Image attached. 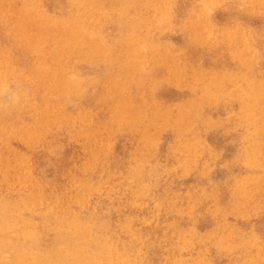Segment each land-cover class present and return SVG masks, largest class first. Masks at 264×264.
Wrapping results in <instances>:
<instances>
[{
	"label": "rangeland",
	"instance_id": "obj_1",
	"mask_svg": "<svg viewBox=\"0 0 264 264\" xmlns=\"http://www.w3.org/2000/svg\"><path fill=\"white\" fill-rule=\"evenodd\" d=\"M123 1L111 6L100 0L95 20L104 39L91 46L69 39L54 53L52 35L67 32L91 0H0V122L18 138L4 142L6 158L14 165L21 153L35 182L25 188L21 180L14 187L1 181V192L15 203L26 195L23 212L37 216L14 221L0 213V264H264V146L246 156L250 131L264 132V0H206L197 8L200 0H159L155 21L152 0ZM64 2L71 6L60 7ZM195 9L208 25L202 41L185 25ZM130 21L137 22L135 34L118 39ZM37 34L46 39L43 48ZM126 41L138 42L133 47L140 59L126 58ZM14 57L28 64L23 72ZM10 112L16 122L6 117ZM35 129L38 140L28 137ZM256 182L260 195L254 200L250 193L246 201L248 209L260 203L253 221L263 226L240 231L251 252H231L225 244L205 259L202 228H195L197 236L170 230L166 241L158 234L173 223L188 226L179 214L164 212L176 196L180 211L194 189L210 196L202 208L214 214L212 225L236 227V189ZM219 189L226 193L221 207L213 201ZM83 195L88 199L79 204ZM117 195L138 236L110 230L121 225L108 205ZM102 238L113 256L102 250Z\"/></svg>",
	"mask_w": 264,
	"mask_h": 264
},
{
	"label": "bare ground",
	"instance_id": "obj_2",
	"mask_svg": "<svg viewBox=\"0 0 264 264\" xmlns=\"http://www.w3.org/2000/svg\"><path fill=\"white\" fill-rule=\"evenodd\" d=\"M155 1L159 2V0H152L151 7L155 11V15H154L152 21L156 20V17L158 15L157 12L159 11V8L156 7V4H155L156 2ZM249 1L251 3H255L256 1L257 2L258 1L262 2V0H249ZM123 2H124L123 0H107V3L110 4L111 6L114 5V4L123 3ZM205 2H206V0L197 1V4L195 5L196 8L199 7V6H202ZM102 5H103V3L100 2V0H91L90 6H84L81 9L82 10V15L79 16V17H76L74 19V21H72L70 23V25L71 24L72 25L70 26L71 28L67 29L68 30L67 32H65L62 35H52V37H51V40H52V43H53L52 51L54 53H59L62 50L63 42L64 41L68 42L69 39L71 40V42H73V41H74V43L79 42L80 44H82L84 46L93 45L92 43H94V42L92 40H100L102 35L100 34V31H99V28H98L99 24L97 23V20H95V18L97 17V13L100 10V7ZM38 6H42V2H39ZM59 6L60 7H66V6L69 7V6H71V4L68 3V2H66V3L64 2L63 4L61 3ZM121 8H122L121 9L122 13H124V15L126 14L128 16V11L125 8H123L122 6H121ZM60 9L62 10L64 8H60ZM69 16H70V14H69ZM185 22H186L185 25L189 24L188 28L191 31V38L202 41L204 39V33H205L206 29L208 28V25L205 22V20L203 18V15L200 12H197L196 9H195L193 12L190 13V18L188 20H186ZM136 23H137L136 21L127 22L126 23L127 24L126 27L121 28L120 30H118V32H119V34H118L119 38L118 39L124 38V35L126 33H129L130 36H133L135 34L134 28H135ZM22 25H23V23H21V26ZM76 29H78V30H76ZM35 37H36V35H35ZM36 38H40L41 47L43 48L45 46V44H46V39H44V37L41 36V35H39V37H38V34H37ZM102 38L104 39L103 36H102ZM117 40H115L114 43L117 44V43L120 42V41H117ZM122 43H123V46L121 45L122 51L125 53V56H126V58L128 60L136 61V60L140 59V56L138 55V51H136L134 49V47H133L138 42H136V41H134V42L126 41V42H122ZM12 58H13V56H12ZM13 62H15L16 64H19L17 69H19L21 72H23L22 66H28V64H22L19 57H14V61ZM13 62H11L10 65L13 68V69L12 68L11 69L14 71L15 67L12 64ZM50 66H51V64L47 65V68H48L49 72H50ZM44 67H46V63L44 64ZM43 70H45V68H43V69L40 68L39 69V73H41ZM34 72H36V71H34ZM26 103L29 106L31 105L28 102H26ZM6 117L8 119H12L14 122H16L18 120V119H16V117L11 112L8 113V115ZM0 121H3V120H0ZM250 132H253V134L251 136V143H250L248 149L246 150L247 158L249 157V152L253 154V155L250 154L253 157L255 155L254 152H258V151L261 152L260 149L263 148V146H264V132H261L259 130H254V129L251 130ZM32 136H34L35 138L38 136V133H37L36 129L33 130L29 134L28 137H32ZM17 139H18L17 138V134L10 128V125L8 123H6V122H0V183H1V181H7L10 184L9 186L14 187L15 182L19 183V181L21 180V182H27V186L25 188H28V187L33 188L35 186V184H34L35 182H34V179H32V176L29 174V169H28L29 167L27 165L25 157L20 153V156H18L17 159L14 160V165L10 163V158H8V159L6 158V157H8V155L10 153V149L6 145H4V142L8 141V140H10L11 142H14V141H17ZM38 139H39V136L37 137V140ZM24 140L25 139L21 138L19 140V145L18 146H21L22 144H25ZM262 143H263V145H262ZM10 148L14 149L15 151H18L17 148H14V147H10ZM256 155H258V154H256ZM116 165L117 166L113 167V168H116L114 170L118 171L120 165H119V163H116ZM15 168L18 171H20V173L17 175V177H15V175L12 174V172H13V170H15ZM114 173H116V172H114ZM116 174H118V173H116ZM25 176H26V178L29 176V178L31 179V182L29 184H28V180L25 178ZM183 179H184L183 176L179 177L178 179H176V183L177 182H181ZM1 188H2V185L0 187V213L1 214H11L14 221H18L20 219H29V218L32 219V217L33 218L37 217L36 214L25 215V213L23 212L24 209H26V207H29V203L26 202V200H24V203H23L24 206L22 204H20V202L22 201V197H27L26 195H20L19 203L18 202L15 203L14 200H10L12 202L6 201L4 199V197H3L2 192H1ZM169 189H170V185L166 186V190H169ZM198 189H199V187H198ZM197 191L198 190L194 189L191 192H188V195H189L188 202H186V201L184 202V207L181 205V207L184 209L183 212H181V210H182L181 207H179L180 211H178L176 209L177 205H175V204L180 202V197L179 196L172 197L170 199V201L168 202V206H166V210L164 212L167 217H176L179 214L181 219H185V222H186V224L188 226L184 227V226L181 225L182 223L180 224V222H179V224L178 223H173L171 225V227L162 228V229H159L160 228L159 227L158 231L160 233H158V234H160L162 236V238L166 241L168 239V237H169L168 233H169L170 230L172 231L171 232L172 236L183 235V234L196 235L197 236V234L195 232V228L197 226L202 228V232L204 234L201 236V239H204V243L207 244V246H208V247H206L207 249L204 252H202L203 255H205V259L207 257H209L207 255L209 251L221 252L222 249L224 248L225 244L228 245L225 248L229 249L231 252H238L241 249H244L245 251L247 250V251L251 252V249H252L251 247L244 246V238L240 235V231H241L243 226H252V228L254 226H256L258 228H261L263 226L261 220L253 221V219H255V220L258 219L257 218V217H259L258 214L261 213L262 210H263L262 207H260V203L257 202L252 207V209H248V203L246 201V199L248 200V196L247 195L250 194V193H251L250 195L252 196V198L254 200L257 198V194H258V196L260 195L261 188H260L259 183L256 182V184H255V186L253 188H248L247 186H244V185L240 186V187H237L236 191L239 194V196H238V199H236L234 201L233 205H232V208L234 209L235 207H237V210H234L233 213L231 214V216L233 217L232 219L234 220V222L236 224V227H234V226H229V227L226 226V227H224V226H221L219 224L212 225L208 221V219L213 222V216L212 215H214V214L213 213L211 214L208 211V208H204L205 210H203V208H202V204L204 203L203 199L207 200V199L210 198V196L206 197V193L204 191H201L200 194H197ZM111 192L114 194V190L111 189ZM224 194H226V193L221 191L220 189H219V191H216L214 193L213 201H214V204L217 207H221V205H223V203H224V201H223ZM80 198H82V199L79 201V204H84L86 202V199H88V196L87 195H83ZM259 199H260V197H259ZM259 199H258V201H259ZM108 205L115 210L117 218H118L119 222L121 223L120 227L110 228V230H112L113 233H115L118 237H121L122 233L129 234L130 236H138V234L133 229L134 221L130 218L131 216H129L128 212L123 209V207L128 209L127 207H125V201L122 200V198L118 197V195H117V199L111 200L108 203ZM20 207H22V208H20ZM157 213L161 214L160 206H159V211ZM218 213H219L218 215H221L222 218H224V219H226L229 216L228 213L225 210H223V209H220L218 211ZM165 214H164V216H165ZM251 216H253V217H251ZM155 224L156 225L159 224V220L157 222H155ZM63 226L64 225H62V227ZM58 228H60V226ZM71 228H73V227H71ZM23 230H25V229H23ZM61 230H62V228H61ZM44 232H46V231H44ZM19 234H20V237H21L23 232H22V234L19 232ZM63 235L62 236H63V239H64L66 237V235L65 234H63ZM6 237H8V236H6ZM69 239L70 238H68V240ZM77 239H78V235H77ZM250 239L255 241L257 238H256V236H252V237H250ZM68 240H66V241H68ZM103 240H105V238H102V241H101L102 242V246L104 247L105 243H104ZM226 240L227 241H236V242L240 243L241 247L237 246L235 243L227 242ZM71 241H73V240H71ZM56 243H57V241H56ZM245 243H248V242H245ZM65 244L66 243H64V245ZM78 244L80 245L81 243H78ZM79 245H77V246H79ZM92 245H95V244H92ZM82 246H84V245H82ZM89 247H91V245ZM71 248L72 247H70V249ZM80 248L81 247H79V249ZM56 249H57V247H56ZM77 249H78V247H77ZM53 250H55V249H53ZM75 250L76 249H73V251H75ZM87 250L88 249H85V251H87ZM102 250L105 251L106 254H109V255L113 256L112 248H111L110 245L109 246L106 245L105 248H102ZM94 251H97V250H94ZM10 253L12 254V252H10ZM39 253H40V251H39ZM114 256H117V255L114 254ZM92 257L94 258V256H92ZM252 257L254 258V256H251V259H252ZM48 258L49 257H47V259ZM0 259H1V257H0ZM59 259H60V256H59ZM117 259H118V257H117ZM8 261H9V258H8ZM60 262L61 261H59V264H60ZM92 262H94V261H92ZM9 264H12L11 261H10ZM42 264H44V263H42Z\"/></svg>",
	"mask_w": 264,
	"mask_h": 264
}]
</instances>
